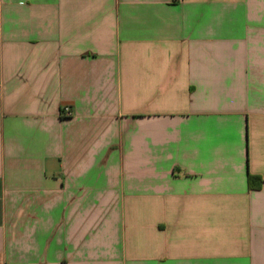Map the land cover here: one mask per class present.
I'll list each match as a JSON object with an SVG mask.
<instances>
[{
    "label": "crops",
    "instance_id": "obj_1",
    "mask_svg": "<svg viewBox=\"0 0 264 264\" xmlns=\"http://www.w3.org/2000/svg\"><path fill=\"white\" fill-rule=\"evenodd\" d=\"M0 264H264V0H0Z\"/></svg>",
    "mask_w": 264,
    "mask_h": 264
},
{
    "label": "built area",
    "instance_id": "obj_2",
    "mask_svg": "<svg viewBox=\"0 0 264 264\" xmlns=\"http://www.w3.org/2000/svg\"><path fill=\"white\" fill-rule=\"evenodd\" d=\"M73 109L69 106H64L61 110V117L63 119H68L71 118L73 116Z\"/></svg>",
    "mask_w": 264,
    "mask_h": 264
},
{
    "label": "trees",
    "instance_id": "obj_3",
    "mask_svg": "<svg viewBox=\"0 0 264 264\" xmlns=\"http://www.w3.org/2000/svg\"><path fill=\"white\" fill-rule=\"evenodd\" d=\"M258 181H259L258 178L254 177L252 175L249 176V184L251 187H257L256 182H258Z\"/></svg>",
    "mask_w": 264,
    "mask_h": 264
}]
</instances>
